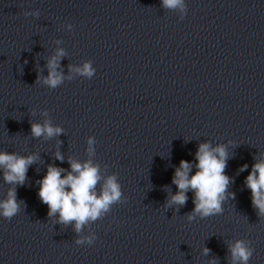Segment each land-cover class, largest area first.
I'll return each mask as SVG.
<instances>
[{
    "label": "clouds",
    "instance_id": "obj_1",
    "mask_svg": "<svg viewBox=\"0 0 264 264\" xmlns=\"http://www.w3.org/2000/svg\"><path fill=\"white\" fill-rule=\"evenodd\" d=\"M162 6L167 9H184L183 0H162ZM38 15V13H27ZM69 27H71L69 25ZM65 55L63 49H58L47 63L48 76L43 83L51 88H56L62 83L63 76L57 71L59 60ZM77 72L91 77L94 73L90 62L77 68ZM39 80V76L37 77ZM60 127L52 126L51 122L45 120L42 124L33 122L31 124V135L39 138L44 136L51 138L62 133ZM94 139L89 138V153L94 151ZM37 159L35 154L21 156L17 153L0 151V169L3 170L4 182L13 185L4 200H0V216L11 219L20 210V202L16 198L15 185H22L27 176L28 167ZM56 159L63 160V156L57 152ZM228 154L224 146L213 148L210 143H201L195 154L196 163L193 165L187 160H181L176 168L172 183L176 185L177 192L171 195L168 206H184L188 200L187 193L191 190L194 193V208L188 214L187 219L193 220L196 215L204 217L213 216L222 212V203L227 196L235 198L234 193L228 192L232 179L225 174ZM71 171L62 176L66 170L49 165L46 175L39 181L38 195L40 200L48 206L49 217L58 214V221L63 224L75 223V231L79 233L89 222L100 218L108 212L110 206L121 200V187L115 175L109 176L97 193V184L101 180L99 165L92 161L80 163L69 159ZM195 167L196 171L192 173ZM245 164L240 171L247 169ZM191 173V174H190ZM245 184L251 191L252 206L257 210V215L264 217V159L252 166ZM95 237L77 239L76 244L81 245L87 242L91 245ZM230 253V264H248L253 255L254 249L251 242L243 239L236 240L228 245ZM210 249L204 248V255H208ZM211 264H216L213 259Z\"/></svg>",
    "mask_w": 264,
    "mask_h": 264
}]
</instances>
